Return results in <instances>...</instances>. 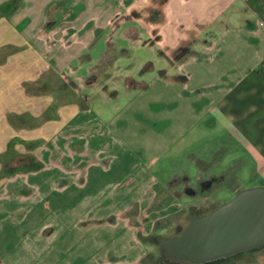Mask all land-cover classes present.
Here are the masks:
<instances>
[{"label": "crops", "instance_id": "obj_1", "mask_svg": "<svg viewBox=\"0 0 264 264\" xmlns=\"http://www.w3.org/2000/svg\"><path fill=\"white\" fill-rule=\"evenodd\" d=\"M135 43L151 48L154 57L141 61L150 72L142 86L126 89L118 78L130 69L116 62ZM182 45L191 53L170 65ZM108 54L110 80L87 83ZM197 62L217 89L203 109L188 99L182 116L160 120L150 108L178 100L179 87L189 82L186 67ZM48 68L69 100L46 114L51 95L29 93L26 84ZM109 85L113 97L106 94ZM120 94L124 104L117 106L112 100ZM98 97L115 104L116 113L91 111ZM218 110L228 139L250 150L248 159L262 174L264 0H0V264H156L158 232L172 216L219 205L186 204L180 196L205 198L219 184L230 187L229 198L239 190L236 181L224 180L201 188L210 176L229 171H200L197 187L189 182L183 191L152 171L200 118ZM43 113L51 119L34 126ZM157 122L167 126V136ZM35 139L40 143L33 155L44 167L12 173L7 155L28 152L26 142ZM187 154L204 160L198 152ZM231 264H264V250Z\"/></svg>", "mask_w": 264, "mask_h": 264}, {"label": "rangeland", "instance_id": "obj_2", "mask_svg": "<svg viewBox=\"0 0 264 264\" xmlns=\"http://www.w3.org/2000/svg\"><path fill=\"white\" fill-rule=\"evenodd\" d=\"M114 41L116 44L121 43V46L124 47L126 44H130V42L127 41L123 42L124 40ZM19 49L22 50L24 48ZM129 50L130 51L127 52L128 54L121 53V57L117 58L116 63L117 65L121 66L120 68L130 69V72H136V70L141 67V61L151 60L154 57L151 48H144L143 46L137 43H135L133 46H129ZM95 55L97 60L100 57V53H97ZM198 65L202 66V63L197 62L194 64H190L186 67L188 72L190 73V77L189 82H187V85L185 87H179L178 92L180 98L178 100L173 101H159V105H154L153 108H150L151 113L153 112L154 114L159 115L160 120H167L166 115L170 113H174V115L180 114L182 116L185 111L184 109L188 104V99L192 100L196 109H203L204 105L208 103L210 95L213 94V92L217 88H214L213 85L208 84L209 80L205 78L204 70H202V67ZM32 71H29V73L33 74V72L37 70L33 72ZM153 72L160 74V72L162 71H159V69H155ZM36 73L39 75V78H37L34 83H27L26 91L35 94L41 93L51 95V107L48 109L46 114L48 112L51 113V111L56 112V109L60 106V104L69 100V98H66L63 94H61V92H64V86L60 85L61 80L50 68H48V70H43ZM178 73L179 72H177V70H173L170 72L171 75H176V77L182 75L180 73L179 75ZM175 84L181 85L180 82ZM110 86L111 85L108 86L109 90L106 94L111 95L113 97L115 95V90L113 88L111 89ZM117 90L121 91L119 86ZM68 92L69 94H72L74 96L75 94H77L70 87ZM186 92H189L191 94H187ZM71 98H73V96ZM124 98L125 96L123 94H120L117 97V100L112 101L117 105V102L122 103ZM100 99L99 97L96 98V101L93 102L92 106H90L89 108L91 111H103V113H105V116H112L114 113H116L115 104H104ZM40 100L41 99H39L38 102ZM123 104L124 102L122 103V105ZM218 112L219 110L217 111V115L208 114L200 118L196 122L193 129L189 133H186L183 137H181L180 140L160 158L158 166L156 165L152 169L153 172L156 171L155 174L158 178H164L167 180L170 178L172 179L174 172L182 171L184 169V173L188 176V178L191 179L189 181L190 185L196 188V178L200 173L199 165L196 158L191 155H188L187 153L198 152L199 156L204 159L203 161L210 162L207 170L214 174L221 173L222 171H230V167H233V164L239 161V165L235 164L236 169L233 171V174H235L237 177L235 178V181L236 184L239 186V190L264 185V178L261 176V174L259 175V172H255L256 161H251L248 159L250 150H248V148H246L244 145H241V143H238L237 140L231 142L230 138L228 139V132L222 126V122L220 120ZM161 124L162 123H159L157 127L159 129V133H162L164 136H167V126H165L164 128H160L159 125ZM28 125L29 124L25 123V126L23 127H27ZM209 146L215 147V151H213V153L208 148ZM222 149H224V151L220 153V150ZM38 153H40V150L38 151ZM240 159H245L246 162L241 161ZM176 169L178 170L173 171ZM177 186H179L180 191H183V186L181 184H178ZM230 191V187H228L226 184H219V186H217L205 198H202L200 196L190 198L189 196L182 195L177 200L182 201L186 204L199 202L207 206L211 203H219V205H221L228 202L235 196L233 195L231 198H229ZM178 194L179 193L176 192V195ZM185 222L186 220L183 215L172 216L167 229L161 231L159 230L158 233L163 236L172 235L178 231V227L185 225ZM47 233H49L47 232V230L43 232V234L46 236ZM157 256H161L160 248L159 253H157Z\"/></svg>", "mask_w": 264, "mask_h": 264}, {"label": "water", "instance_id": "obj_3", "mask_svg": "<svg viewBox=\"0 0 264 264\" xmlns=\"http://www.w3.org/2000/svg\"><path fill=\"white\" fill-rule=\"evenodd\" d=\"M191 212L180 232L157 238L166 264L227 263L264 250V186L239 190L207 213Z\"/></svg>", "mask_w": 264, "mask_h": 264}, {"label": "flooded vegetation", "instance_id": "obj_4", "mask_svg": "<svg viewBox=\"0 0 264 264\" xmlns=\"http://www.w3.org/2000/svg\"><path fill=\"white\" fill-rule=\"evenodd\" d=\"M7 6L10 8V4H8ZM189 53H191V51L188 49L187 45H182L181 47H178L177 50H175L173 52V54L170 56L169 64L174 65L176 63L183 62L186 59L187 54H189ZM109 60H110V55L108 54V55H106V58L103 59L102 63L96 67L97 71L94 72V74L92 76H90L91 77L90 81L88 80L87 83H92V84L98 83V77L99 76L101 78H105L106 81L110 80V74H109V72L106 71L109 68ZM148 72H149V68L146 67L145 65H143L142 67L138 68L136 70V72H129L127 75L118 78V80H120L123 87L126 89L138 88L139 86H142V83H143L142 81L145 78L146 73H148ZM185 80H186V78H185ZM95 97H96V94L94 92L88 96H85L84 101L85 102L91 101ZM234 170L235 169H233V167H231L229 172H225V173L219 174L217 176H210L209 177L210 179H208V180H206L200 184V186H202L201 188L212 186V185H214V184H216L222 180L234 183L236 180L235 177L233 176ZM261 176L264 178V172L261 174ZM235 183H234V185H235ZM259 186H261V185H259ZM262 186H264V185H262ZM187 190H190V189L187 188ZM213 209H215V208H213ZM194 212H197V211H194ZM197 213H199V212H197ZM191 214H192V212L188 213V219H189ZM200 214H204V213H200ZM185 226L183 225V226L178 227V230L183 229Z\"/></svg>", "mask_w": 264, "mask_h": 264}, {"label": "trees", "instance_id": "obj_5", "mask_svg": "<svg viewBox=\"0 0 264 264\" xmlns=\"http://www.w3.org/2000/svg\"><path fill=\"white\" fill-rule=\"evenodd\" d=\"M47 108H50V106H47ZM54 112V111H53ZM55 119H57V116H53ZM48 118L44 115V113L36 118L34 121V126H38L39 124L47 121ZM40 143V141L38 139L35 140H29L26 142V147L27 149H29L28 152H24V153H19L15 150H13L12 152H10L9 155H7L6 160L8 162V164H10V166L8 167V169H12L14 171H12V173L16 172V171H24V172H30V171H38L40 169H42L44 167L43 162H41L40 160H37L34 155H33V149L38 146ZM10 144V142H9ZM10 149V145L7 146V149ZM224 151V149L220 150V153H222ZM198 165H199V169L200 171H204L207 170L209 163L210 162H205L201 159L197 160ZM236 165L233 166V169H236L235 167ZM190 181V178H188V176L184 173L183 175L179 176V175H175L169 182L170 186H175L178 184L181 185H188ZM184 218L186 219V224L188 222V213H186L184 215ZM185 224V225H186ZM184 225V226H185ZM182 229H179L177 232H179ZM176 232V233H177ZM234 261V260H232ZM227 262L224 263V260L221 261H216L214 264H231V262ZM156 264H166L165 259L161 256L160 259L156 262Z\"/></svg>", "mask_w": 264, "mask_h": 264}]
</instances>
